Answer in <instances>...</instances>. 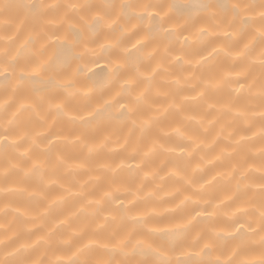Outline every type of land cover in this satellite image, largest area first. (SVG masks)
Here are the masks:
<instances>
[{
    "label": "clouds",
    "instance_id": "1",
    "mask_svg": "<svg viewBox=\"0 0 264 264\" xmlns=\"http://www.w3.org/2000/svg\"><path fill=\"white\" fill-rule=\"evenodd\" d=\"M0 264H264V0H0Z\"/></svg>",
    "mask_w": 264,
    "mask_h": 264
}]
</instances>
